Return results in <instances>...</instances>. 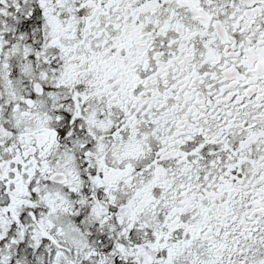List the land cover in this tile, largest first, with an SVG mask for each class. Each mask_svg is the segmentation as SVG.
Returning <instances> with one entry per match:
<instances>
[{
	"label": "snow or ice",
	"instance_id": "snow-or-ice-1",
	"mask_svg": "<svg viewBox=\"0 0 264 264\" xmlns=\"http://www.w3.org/2000/svg\"><path fill=\"white\" fill-rule=\"evenodd\" d=\"M0 264H264V0H0Z\"/></svg>",
	"mask_w": 264,
	"mask_h": 264
}]
</instances>
